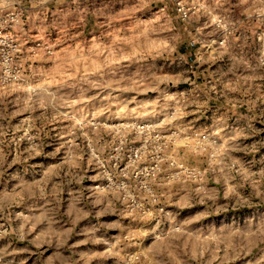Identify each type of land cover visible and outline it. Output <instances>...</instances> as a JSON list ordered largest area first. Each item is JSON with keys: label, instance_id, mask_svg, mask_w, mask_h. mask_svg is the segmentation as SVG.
<instances>
[{"label": "rangeland", "instance_id": "374dc122", "mask_svg": "<svg viewBox=\"0 0 264 264\" xmlns=\"http://www.w3.org/2000/svg\"><path fill=\"white\" fill-rule=\"evenodd\" d=\"M18 1L0 264H264V0Z\"/></svg>", "mask_w": 264, "mask_h": 264}, {"label": "built area", "instance_id": "2783aa9c", "mask_svg": "<svg viewBox=\"0 0 264 264\" xmlns=\"http://www.w3.org/2000/svg\"><path fill=\"white\" fill-rule=\"evenodd\" d=\"M18 0H0V65L3 72L11 71V63L20 39L16 30L22 18Z\"/></svg>", "mask_w": 264, "mask_h": 264}]
</instances>
